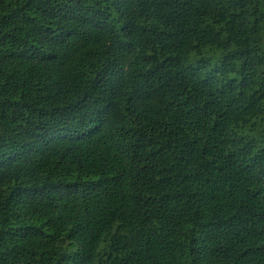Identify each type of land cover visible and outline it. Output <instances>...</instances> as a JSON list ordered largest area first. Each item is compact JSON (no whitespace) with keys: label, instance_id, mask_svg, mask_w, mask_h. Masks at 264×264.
<instances>
[{"label":"trees","instance_id":"16d2710c","mask_svg":"<svg viewBox=\"0 0 264 264\" xmlns=\"http://www.w3.org/2000/svg\"><path fill=\"white\" fill-rule=\"evenodd\" d=\"M0 264H264V0H0Z\"/></svg>","mask_w":264,"mask_h":264}]
</instances>
